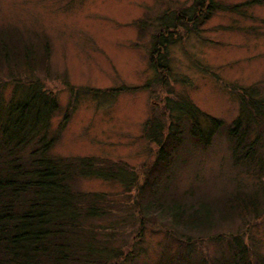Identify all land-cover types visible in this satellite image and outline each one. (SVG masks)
Wrapping results in <instances>:
<instances>
[{"label": "rangeland", "instance_id": "rangeland-1", "mask_svg": "<svg viewBox=\"0 0 264 264\" xmlns=\"http://www.w3.org/2000/svg\"><path fill=\"white\" fill-rule=\"evenodd\" d=\"M215 1L221 6L213 15L191 20L183 10L192 0H0V50L11 58L23 53L37 67L28 73L21 62L2 68L6 63L0 62V119L8 103L21 102L37 87L58 105L48 132L54 155L106 158L139 176L132 191L97 177H81L80 190L143 211L149 193L139 192L140 185L153 174L164 196L213 208L204 222H215L201 235H178L167 229L170 220L151 216L156 222L143 229L132 264H153L161 255L170 261L171 250L185 241L208 258L222 256L234 238L264 264V147L255 164H238L227 137L241 95L253 89L264 95V0ZM234 4L239 6L231 9ZM174 14L184 23L169 29L164 46L161 22ZM162 62L169 68H156ZM184 95L223 125L208 146L186 132L171 167L160 170L161 146L144 134L145 121ZM167 143V149L173 145ZM237 190L254 193L259 211L219 220L217 208Z\"/></svg>", "mask_w": 264, "mask_h": 264}, {"label": "trees", "instance_id": "trees-1", "mask_svg": "<svg viewBox=\"0 0 264 264\" xmlns=\"http://www.w3.org/2000/svg\"><path fill=\"white\" fill-rule=\"evenodd\" d=\"M192 3L183 10L191 20L208 18L221 6L215 0ZM164 17H168L161 22L165 46L172 32L169 29L181 26L184 16ZM2 50L0 62L8 66L1 68L20 62L28 67V73L37 68L23 53L11 58ZM155 66L169 68L167 62ZM30 86L35 87V83ZM8 104L5 118L0 119V264H132L141 253L138 246L143 229L156 222L151 216L170 220L167 229L178 235L181 231L207 234V227L215 222H204V215L213 208L208 209L202 200L194 207V203H181L175 196H164L162 182H156L153 174L151 180L147 177L140 185L139 192L149 193L143 211L128 207V201L119 204L105 193L80 190L77 182L81 177H97L116 179L126 191H132L139 176L126 163L106 158L54 155V138H48V132L50 115L58 105L49 93L30 88L21 102ZM239 108L237 117L229 123L227 137L234 160L251 165L260 160L264 147V95L248 90L241 95ZM161 115L154 113L144 127V134L161 146L158 160L164 158V169L160 170L171 167L173 153L184 142L186 132L194 142L208 146L223 125V119L200 110L185 95L174 102L166 101ZM168 141L173 145L167 149ZM167 172L163 171V176ZM256 197L237 190L217 208L218 219L256 213L260 208ZM134 203L141 205L139 201ZM227 242L231 244L226 253L213 258L188 246L187 241L180 242L176 251L171 250L172 245L164 247L171 250L170 261L161 255L153 264H263L257 257L252 260L247 246L237 238Z\"/></svg>", "mask_w": 264, "mask_h": 264}]
</instances>
